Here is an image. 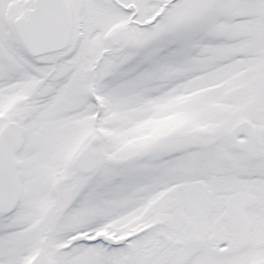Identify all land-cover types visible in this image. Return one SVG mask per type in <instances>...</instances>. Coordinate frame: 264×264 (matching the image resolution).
Here are the masks:
<instances>
[{
	"label": "snow or ice",
	"instance_id": "1",
	"mask_svg": "<svg viewBox=\"0 0 264 264\" xmlns=\"http://www.w3.org/2000/svg\"><path fill=\"white\" fill-rule=\"evenodd\" d=\"M0 264H264V0H0Z\"/></svg>",
	"mask_w": 264,
	"mask_h": 264
}]
</instances>
